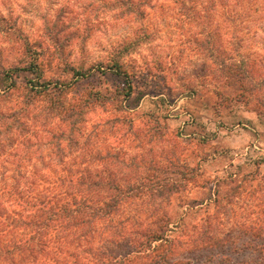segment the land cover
Instances as JSON below:
<instances>
[{"label":"rangeland","instance_id":"1","mask_svg":"<svg viewBox=\"0 0 264 264\" xmlns=\"http://www.w3.org/2000/svg\"><path fill=\"white\" fill-rule=\"evenodd\" d=\"M112 1L0 0V13L12 25L9 31L0 29V189L10 177L32 173L31 166L40 159L50 163L47 142L55 129L46 105L30 90L38 81L36 75L21 73L16 87L9 90L4 74L24 69L39 52L44 79L68 81L72 78L68 69L95 70L98 64L104 69L114 49L146 29L154 40L125 58L132 76L131 98L123 108L93 105L89 109L86 131L90 135L98 130L97 143L90 137L92 144L102 153L116 147L120 157L127 158L138 154L137 147L148 134L152 144L145 149L195 168L196 178L186 184L182 196L186 205L205 200L213 178L224 177L226 171L238 168L239 179L257 171L250 183L254 197L247 194L248 188L232 201L238 205L232 207L237 214L232 223L260 222L263 231L235 229L229 235L241 241L264 238V178H260L264 162L257 166L264 152L246 151L251 130L264 128L260 115L264 87L247 104L221 102L225 90L214 79V61L193 43L208 33L215 35L226 60L244 59L264 80V0H144L141 21L119 18V9H109ZM194 15L208 17V24L202 27ZM118 84L116 77L94 72L78 83L79 95L97 91L109 95ZM259 199L262 205L248 215ZM253 258L252 253H242L229 261L239 264Z\"/></svg>","mask_w":264,"mask_h":264},{"label":"trees","instance_id":"2","mask_svg":"<svg viewBox=\"0 0 264 264\" xmlns=\"http://www.w3.org/2000/svg\"><path fill=\"white\" fill-rule=\"evenodd\" d=\"M142 1L113 0L109 9H119V18L141 21L146 8ZM207 18L197 17L202 27ZM9 22L0 13V29L11 30ZM146 31L139 29L135 39L114 49L104 69L102 64L95 70L68 69L72 74L68 81L44 79L38 65L41 54L34 51V61L24 69L4 74L9 90L21 73L36 75V88L30 90L46 105L55 129L47 142L50 163L40 159L31 166L32 173L12 176L0 189V264H230L231 256L242 253L255 258L239 264H264V238L241 241L229 235L235 229L263 231L260 222L232 223L237 215L232 207H238L232 201L248 188L247 194L254 197L250 183L257 171L240 179L238 168L226 171L224 177L213 178L205 200L186 205L182 196L186 184L196 178L195 168L145 149L152 144L148 134L137 147L140 153L127 158H121L116 147L102 153L92 144L90 137L97 143L98 130L90 135L86 131L89 109L123 108L131 98L132 76L125 58L154 40ZM219 40L208 33L193 43L214 61V79L225 90L220 101L247 104L261 94L264 80L244 59L226 60ZM93 71L114 76L120 84L109 95L99 91L79 95L78 83ZM260 102L264 110V98ZM260 115L264 117V111ZM177 169L181 171L176 173ZM262 201L249 207L248 215Z\"/></svg>","mask_w":264,"mask_h":264},{"label":"crops","instance_id":"3","mask_svg":"<svg viewBox=\"0 0 264 264\" xmlns=\"http://www.w3.org/2000/svg\"><path fill=\"white\" fill-rule=\"evenodd\" d=\"M249 136H250L249 145L251 146H247L248 148H246V151H248V149L250 148L252 152L257 154H260V151L264 152V128L261 131L259 129L256 131L251 130V134H249Z\"/></svg>","mask_w":264,"mask_h":264}]
</instances>
